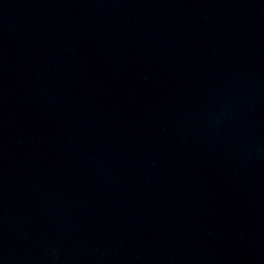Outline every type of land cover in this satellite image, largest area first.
I'll use <instances>...</instances> for the list:
<instances>
[{
    "label": "water",
    "instance_id": "1",
    "mask_svg": "<svg viewBox=\"0 0 264 264\" xmlns=\"http://www.w3.org/2000/svg\"><path fill=\"white\" fill-rule=\"evenodd\" d=\"M0 264H264V0H0Z\"/></svg>",
    "mask_w": 264,
    "mask_h": 264
}]
</instances>
